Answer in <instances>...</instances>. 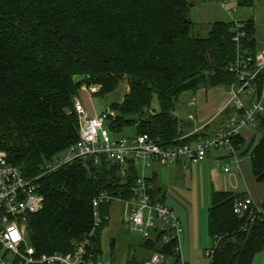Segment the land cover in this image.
<instances>
[{
    "label": "trees",
    "instance_id": "trees-1",
    "mask_svg": "<svg viewBox=\"0 0 264 264\" xmlns=\"http://www.w3.org/2000/svg\"><path fill=\"white\" fill-rule=\"evenodd\" d=\"M237 3L255 9L257 0ZM190 13L189 0H0V150L8 161L25 176L36 177L48 160L79 141L76 103L84 83L99 85L101 96L121 82L129 83L123 100L110 107L119 114L109 115L107 121L116 134L130 128L135 132L130 135L149 134L162 145L213 135L209 125L184 137L194 128L189 132L188 123L176 115L177 100L186 92L222 86L230 90L236 84L229 70L237 53L236 24L216 21L206 37L197 36ZM241 23L246 32L243 48L254 56L261 49L254 18ZM263 85L261 73L254 85L259 96ZM154 94L159 110L151 105ZM234 112V104L225 108L218 127ZM255 128L252 171L264 183V114ZM234 138L238 150L243 149L245 138ZM138 173L134 163L78 159L41 177L44 208L28 218V244L38 255L72 251L94 227L93 198L100 191L131 197ZM151 195L165 203L164 187H154ZM247 195L212 191L211 264H253L264 249V198L260 212L234 211L235 199ZM102 226L93 236L99 253ZM179 246L177 238L166 242L157 234L131 244L127 264H145L157 252L171 264H189Z\"/></svg>",
    "mask_w": 264,
    "mask_h": 264
},
{
    "label": "built area",
    "instance_id": "built-area-1",
    "mask_svg": "<svg viewBox=\"0 0 264 264\" xmlns=\"http://www.w3.org/2000/svg\"><path fill=\"white\" fill-rule=\"evenodd\" d=\"M220 1L227 7L226 0ZM234 22L236 30L233 40L237 45V53L236 58L229 64V70L235 73L237 80L230 89V102L234 104L235 112L222 122L213 135L171 145H162L159 140L145 133L115 138L116 133L107 125L109 115L115 113L108 110L90 115L83 102L78 100L76 111L80 117V139L75 145L48 160L41 175L25 176L17 166L8 161L7 153L0 150V264H116L96 252L93 242L97 228L105 219L110 218L109 212L103 213V207L115 200L125 206L124 221L130 232L141 235L143 239H151L160 234L166 242L177 238L180 243L183 230L181 223L166 203L152 199L151 192L154 187L146 176V169L153 162L175 164L186 159L191 162H203L210 158L213 152L221 150L225 151L231 162L239 165L240 158L237 155L238 148L234 145V137L240 135L245 128L255 127L258 116L264 114V85L260 96L254 89L257 77L264 73V48L254 56L243 48L246 32L242 29L243 24L240 21ZM83 88H86V85ZM99 88L100 86L93 85L92 90L96 92ZM214 119L194 128L184 137L204 130ZM78 159H90L95 164L103 160L114 161L123 166L134 163L139 173L133 186V194L124 198L108 191H100L92 200L94 227L90 233L76 242L70 252L38 255L36 248L27 243L26 223L30 215L37 214L44 208L45 196L39 180ZM231 162L225 166V172L230 171ZM254 209L259 212L262 210L250 194L235 199L234 211L237 214H252ZM179 248L181 251V243ZM213 254V248L207 251L208 264H211ZM145 264L167 262L165 257L157 252Z\"/></svg>",
    "mask_w": 264,
    "mask_h": 264
},
{
    "label": "rangeland",
    "instance_id": "rangeland-1",
    "mask_svg": "<svg viewBox=\"0 0 264 264\" xmlns=\"http://www.w3.org/2000/svg\"><path fill=\"white\" fill-rule=\"evenodd\" d=\"M189 1L191 2L190 18L196 24L194 34L202 37L209 34L212 24L216 21H228L234 18L237 21L246 20L255 15L256 9H259L258 0L255 9L240 7L237 0H226L227 7H224L220 0ZM260 8V16L264 19V0ZM84 84L86 88L82 86L81 90L85 93L89 92L91 100H84L85 93H82L81 100L83 103L87 102L88 107H94L98 114L111 110V105L122 101L129 90V83L124 81L115 91L101 96L97 95L100 93L101 87L94 92L92 89L96 84ZM193 96L194 94L191 92L182 94L177 100L175 113L180 120L195 124V118L193 119L195 106L190 103ZM244 97L247 99L245 95ZM81 100L79 99V101ZM151 105L156 110L161 108L157 94H154ZM133 133H135L134 130L125 128L123 132L117 133L115 138ZM242 133L246 143L237 154L239 158L241 157V169L229 158L196 162L187 165V167L184 165L174 167L173 164L161 165V163L157 165L162 171V179L167 189V205L173 209L177 217L185 218V206L190 211V233L182 230L180 236L182 258L189 264H208L207 251L214 246V240L210 236L208 228V210L211 206L213 189L232 190L235 195L250 193L257 203L264 198V183L258 182L252 171V148L250 147H253L255 137L258 138L257 130L252 126L244 129ZM220 152L224 153L225 151L221 150ZM228 162H231L230 171L225 172L224 168ZM191 203L195 204V209L191 207ZM109 213L110 218L105 219L100 232L101 254L104 259L113 260L116 264H124L129 257V246L131 244L138 245L143 238L141 235L129 231L124 221L125 206L123 203L117 200L113 201L109 207ZM113 242L116 243L115 246H113ZM27 243H29L28 238ZM166 262L171 264V260ZM253 264H264V249L254 257Z\"/></svg>",
    "mask_w": 264,
    "mask_h": 264
},
{
    "label": "crops",
    "instance_id": "crops-1",
    "mask_svg": "<svg viewBox=\"0 0 264 264\" xmlns=\"http://www.w3.org/2000/svg\"><path fill=\"white\" fill-rule=\"evenodd\" d=\"M262 1L263 0H258V2H259L258 8L259 9H256V14L253 15L255 28H256V40H257V43L259 45V48H264V19H262L260 16V9H261L260 7L262 4ZM234 20H236V19L234 18V19L228 20V21H234ZM238 21L242 22L244 20L241 19ZM82 93H85V92H82ZM82 93L80 96V100L82 99ZM90 97H91V95L89 92H87L83 95V98L86 101L88 99L91 100ZM231 97L232 96H231L230 90H228L225 87L223 88V86L222 87H213V88H209V89H207V88L199 89L196 92V94H194V96L192 97V100L190 102L191 104H193L195 106V116L193 117V119L195 118V124L188 123V125H189L188 131L190 132L193 128L201 127V126L205 125L206 123H208L213 118H215L213 120V122L210 124V126H212V131L214 130V132H215L216 129L218 128L219 122L222 120V117H223L222 111L225 110V108L232 105V103L230 102ZM83 104H84L85 109H86L88 114H90V115H97L98 114V111L94 107H88L87 106V102L83 103ZM219 114H220V117H218L216 119V117ZM245 129H247V128H245ZM240 135L243 136V133ZM225 158H227L225 152L224 153L223 152H213V154L210 156V158H208L204 162H207V161L209 162V161H212L215 159H219V160L221 159L222 160ZM193 163H196V162H191V161L186 159V160H183L179 163H175L173 165H174V167H177V166L179 167V165H182V166L184 165L187 167V165L189 166L190 164H193ZM240 163H241V157H240L239 165H237L241 169ZM159 164H160L159 162H153L146 169V176L148 177L149 180H151L153 182L154 187H157V186L164 187L166 190V196H167V189H166L164 182H163V179H162V171L159 168V166H157ZM213 190H215V189H213ZM227 191H232V190H227ZM245 194H250V193H245ZM166 199L167 198L165 197V203L167 204ZM190 205L193 209L196 208L195 204L191 203ZM184 213H185V218H181L179 216L178 219L181 223V227H182L183 231H186L189 234L190 233L191 217H190V211L186 206H185V212ZM195 220L197 221V218H195ZM124 264H127V262Z\"/></svg>",
    "mask_w": 264,
    "mask_h": 264
},
{
    "label": "water",
    "instance_id": "water-1",
    "mask_svg": "<svg viewBox=\"0 0 264 264\" xmlns=\"http://www.w3.org/2000/svg\"><path fill=\"white\" fill-rule=\"evenodd\" d=\"M115 115H119V114H115Z\"/></svg>",
    "mask_w": 264,
    "mask_h": 264
}]
</instances>
